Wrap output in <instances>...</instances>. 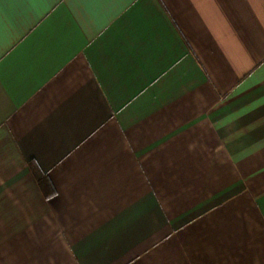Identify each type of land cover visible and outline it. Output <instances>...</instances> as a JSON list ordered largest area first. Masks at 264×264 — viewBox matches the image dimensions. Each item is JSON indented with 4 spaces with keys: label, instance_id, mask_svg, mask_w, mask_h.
Wrapping results in <instances>:
<instances>
[{
    "label": "crops",
    "instance_id": "0c3cea01",
    "mask_svg": "<svg viewBox=\"0 0 264 264\" xmlns=\"http://www.w3.org/2000/svg\"><path fill=\"white\" fill-rule=\"evenodd\" d=\"M0 264H264V0L0 6Z\"/></svg>",
    "mask_w": 264,
    "mask_h": 264
},
{
    "label": "trees",
    "instance_id": "16d2710c",
    "mask_svg": "<svg viewBox=\"0 0 264 264\" xmlns=\"http://www.w3.org/2000/svg\"><path fill=\"white\" fill-rule=\"evenodd\" d=\"M32 170L37 178L40 186L44 190L47 197L53 196L56 192L55 189L51 183V180L49 179L48 175L41 172L36 166L32 165Z\"/></svg>",
    "mask_w": 264,
    "mask_h": 264
},
{
    "label": "snow or ice",
    "instance_id": "6c2138e0",
    "mask_svg": "<svg viewBox=\"0 0 264 264\" xmlns=\"http://www.w3.org/2000/svg\"><path fill=\"white\" fill-rule=\"evenodd\" d=\"M5 2H13L18 4H27L32 2V0H0V6H2Z\"/></svg>",
    "mask_w": 264,
    "mask_h": 264
}]
</instances>
